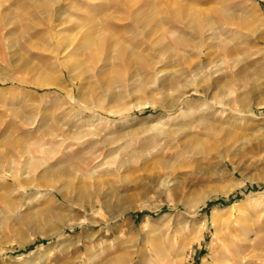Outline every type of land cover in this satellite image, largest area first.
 I'll list each match as a JSON object with an SVG mask.
<instances>
[{
	"label": "rangeland",
	"instance_id": "374dc122",
	"mask_svg": "<svg viewBox=\"0 0 264 264\" xmlns=\"http://www.w3.org/2000/svg\"><path fill=\"white\" fill-rule=\"evenodd\" d=\"M263 75L264 0H0V264H264Z\"/></svg>",
	"mask_w": 264,
	"mask_h": 264
},
{
	"label": "bare ground",
	"instance_id": "6f19581e",
	"mask_svg": "<svg viewBox=\"0 0 264 264\" xmlns=\"http://www.w3.org/2000/svg\"><path fill=\"white\" fill-rule=\"evenodd\" d=\"M196 3L198 2V0H194ZM241 3V2H240ZM239 3V5H241ZM237 4V2H236ZM238 5V4H237ZM243 5V2H242ZM254 5V4H253ZM252 7V6H251ZM247 9V8H246ZM186 10V9H185ZM250 10V9H249ZM169 11V10H168ZM170 12V11H169ZM227 12V11H226ZM246 14L248 13V11H246ZM244 12V13H245ZM62 13V12H61ZM171 14V13H170ZM242 14V13H241ZM245 14V15H246ZM63 15V13H62ZM249 15V13H248ZM192 16V15H191ZM247 16V15H246ZM62 17V16H59ZM249 18V17H248ZM251 18V17H250ZM252 19V18H251ZM247 20V19H246ZM154 21V20H152ZM205 24L203 26H198L195 27L196 29L200 30L201 33L204 32V29L208 32H211L213 36V38L216 39H220L221 35H222V29H224L223 25H220L215 18V15L213 13L210 14V16H205ZM203 22V21H201ZM248 22V21H247ZM82 26V25H81ZM193 26H196L193 25ZM222 27V28H221ZM193 28V27H192ZM194 29V28H193ZM154 32V31H153ZM148 35V34H147ZM202 35V34H201ZM212 35L210 38H212ZM57 37V36H56ZM58 42V48L60 49L63 46L62 51L59 52V54H61V57H63L64 59L68 60V58H70L72 56V54L70 53L69 47L71 46H77L78 44H74L72 45L71 42L66 41L65 38L63 39H59L57 38ZM108 50L107 55H108V59L109 61L114 60L116 57L123 55V49L121 46V43L119 41H114L112 44L107 45L106 47ZM104 49V47H103ZM103 49H99V48H88L86 49L87 51H85V56L89 57V65L92 67H95L100 61L104 60V57L102 55H100L101 51ZM178 55H182L181 52H178ZM182 61H184V58L181 59ZM75 61V60H74ZM74 61L71 62H67L68 66L73 65ZM153 63V62H152ZM81 64V63H80ZM99 65V64H98ZM82 66H80L79 68H70V72L69 75L73 78V76L77 75V76H81L83 74V69L81 68ZM85 68V67H84ZM68 69V68H67ZM87 70V69H86ZM264 76V75H263ZM220 81H215V83L217 84V86L220 84ZM194 83V82H193ZM190 90L192 91H196L194 86H190ZM195 94V93H194ZM227 94L223 93L222 97L220 100H218V102H214V103H200L198 106L200 108V111L202 110L203 115L201 116L202 120L201 122L204 123L206 122V120H208L210 118V115L212 113L217 115L218 113H220V109L225 110L226 105L222 100L223 97H225ZM211 108H213V111H209L207 112V110H210ZM215 108V109H214ZM195 150V149H194ZM193 151V150H192ZM205 151V150H204ZM202 152V151H201ZM48 168H52L48 167ZM55 169V168H54ZM54 169H48L44 172V174L42 176H40L35 182H31V183H26V184H30L31 186H33L35 188V195L42 197V198H46L48 197L50 199H52L55 203H63V202H70V200H72L73 198H71L69 200V195L66 192L67 187L70 184V178L73 177V174L63 170L56 171ZM71 172V171H70ZM72 181V180H71ZM28 186V185H27ZM70 187V186H69ZM71 189V188H70ZM70 191V190H69ZM51 201V200H50ZM71 203V202H70ZM240 205V204H237ZM229 206H224V207H219L217 209V211H224L228 208ZM50 209V208H48ZM56 210V209H55ZM48 213V212H46ZM50 214V213H48ZM52 214V213H51ZM59 214V213H58ZM42 215V214H41ZM54 215V214H52ZM56 215V214H55ZM68 215V214H67ZM43 216V215H42ZM59 216V215H58ZM62 215L60 214V217ZM50 217H52L50 215ZM57 217V215H56ZM61 220V219H59ZM62 220H64L62 218ZM216 222V221H215ZM64 224V223H63ZM56 227V226H55ZM217 234V233H216ZM218 238V236H217ZM80 240V239H79ZM218 240V239H217ZM221 240V239H220ZM69 247V246H67ZM234 261V260H233Z\"/></svg>",
	"mask_w": 264,
	"mask_h": 264
}]
</instances>
